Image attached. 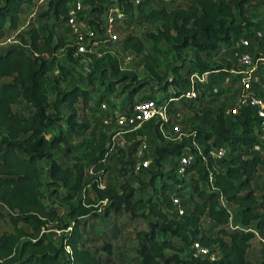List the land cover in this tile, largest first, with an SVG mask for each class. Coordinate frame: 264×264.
<instances>
[{
	"label": "trees",
	"instance_id": "obj_1",
	"mask_svg": "<svg viewBox=\"0 0 264 264\" xmlns=\"http://www.w3.org/2000/svg\"><path fill=\"white\" fill-rule=\"evenodd\" d=\"M33 1H0V38L7 30L17 29L24 6ZM70 1L46 0L38 13L44 20L42 32L30 27L28 36L21 32L17 41L0 48V219L8 218L12 224L11 230L0 233V264H118L112 257L111 234L105 237L106 232L96 231L94 225L111 212L121 211L129 220L145 223L136 231L140 264H264V179L260 194L253 185L258 166L264 161V142L251 108L225 113L229 93L238 91L233 42L244 30L251 34L250 26L261 25L251 22L244 12L247 4L264 6V0H185L172 5L165 0H80L91 14L89 23L100 32L110 7L126 17L136 11L141 20L153 24L155 29L144 37L125 35L120 41L122 47L140 54L145 50V41L149 42L148 49L156 55L154 61H146L150 79L163 89H173L163 99L167 112L190 109L203 123L194 126L193 132L174 146H155L157 168L148 185L143 186L127 180L118 185L100 183L111 133L93 122L87 111L107 116L111 110L101 109V96H94L93 88L72 84L58 91L52 100L48 97L47 73L57 67L62 78L69 76V68L55 54L61 44L66 45L61 38L55 42V27L65 24ZM237 14L241 20H237ZM261 33H253L258 44L252 71L257 79L252 89L264 99ZM67 47L72 53L74 46ZM187 47L194 48L193 56ZM91 55L93 72L110 77L109 91L122 83L127 102L119 109L129 107L136 92L149 80L139 79L134 71L123 68L113 51ZM165 61L171 74L155 67ZM194 69L208 70L209 81L194 84V94L185 95L179 107L174 100L192 87L189 75ZM144 98L150 97L144 94L140 99ZM21 99L32 108L27 114L13 108ZM52 124L60 127L53 134L49 132ZM163 126L174 125L169 118ZM155 130L164 140L158 123ZM140 133L139 128L123 131L128 140ZM74 136L80 139L73 141ZM193 141L204 151L220 144H228V150L220 158L208 155L203 159L195 153L183 175L177 173L176 162L164 168L167 157L175 158L186 149L195 152ZM256 142H261L262 150L253 147ZM43 160L47 162L46 182L41 178ZM87 172L91 177L85 180ZM44 185L68 203L67 214H59L55 204L46 202ZM59 187L64 188L63 194ZM184 190H188L187 196ZM173 195L181 199L180 214ZM223 200L237 205L234 228H228L230 208ZM103 202L108 205L102 213L96 212ZM203 216L219 226L216 233L202 226ZM54 227L62 230L57 238L52 237ZM254 230L263 238L258 262L247 254ZM100 239L101 244H96ZM195 240L217 250L219 256L211 260L191 255Z\"/></svg>",
	"mask_w": 264,
	"mask_h": 264
},
{
	"label": "rangeland",
	"instance_id": "obj_2",
	"mask_svg": "<svg viewBox=\"0 0 264 264\" xmlns=\"http://www.w3.org/2000/svg\"><path fill=\"white\" fill-rule=\"evenodd\" d=\"M1 1V0H0ZM168 5H172L178 2H185V0H165ZM46 0H34L31 5L24 6L23 11L20 14L21 21L15 30H7L6 33L0 38V48H4L7 45L15 42L19 39V34L21 32L24 33L25 36L29 35V28L35 27L40 32H42L43 28V19L38 17V13L41 9L44 8ZM83 15L87 16L89 19L91 14L89 9L86 8L83 10ZM244 15L251 22H261V25L256 27L254 25L250 26L249 32L251 34H246V30H244L241 35H244L249 44L246 46V49L249 50V53L254 57V53L257 47V41L254 39L253 33L257 30L260 32H264V6L258 5L256 3H249L246 5V9ZM105 16V15H104ZM237 20H241V16L237 14ZM104 24L106 23V19L104 17ZM95 28L94 26H92ZM155 26L153 24H149L146 21L141 20L139 16H137V12L135 11L132 16L119 17L116 19L115 24L113 26V32L118 36L117 40H102L96 46V49L100 52L113 50L121 61V66L125 69L132 70L137 74V78L149 80V83L144 87L140 88L136 94L134 95V100L140 99L144 94L149 95L150 98H155L159 100L165 99L166 95H170L172 92V87L169 86L167 89H163L164 87L159 86L156 81L150 79V72L146 67V61L152 62L155 60V53L151 52L148 48L150 46L149 42L145 41V50L140 54H135L132 50L124 49L121 45V39L127 35L128 33H135L141 37H144L145 33L149 30H154ZM56 30V40L59 41L60 38L63 40L65 44H61L60 47L56 50L55 54L57 59L64 63L69 68V76L67 79H64L60 76L59 69L55 67L52 71L47 73V90L49 99H53L58 91L65 90L70 87L72 84H76L83 87L93 88L94 96L97 98L101 96V109L106 112V110H111L110 115L107 116H99L92 115L90 111H87L88 116L97 124L103 126L108 130L109 133L112 132L118 127L113 119V111L115 109H119L122 104L127 102L126 99V91L123 92L122 83H117L115 85V89L109 91L107 89V82L110 77H102L99 74H95L93 72V65L81 62L80 58L73 55L72 53H68L67 45L72 44L73 36L70 33L69 27L66 25L60 26L57 25L55 27ZM96 30V29H95ZM97 37L103 39L107 36V32L96 30ZM108 38V37H107ZM187 51L190 56L194 55V48L187 47ZM161 57H159L160 59ZM169 58V62H170ZM166 61L162 62L160 66L156 65L155 67L161 72H165L167 74H171L170 69L166 65ZM238 76V75H237ZM7 78H3L5 80ZM238 91L234 90L229 93L228 99L226 100V104L230 106L235 101V96L238 94L240 89V76H238L237 82ZM184 94L180 93L175 98L176 104L180 107V103L184 100ZM64 110H67L65 104H62ZM14 110L27 114L32 108L24 101L19 100L18 102L13 104ZM81 111V110H79ZM168 116L172 122V125L177 126L179 128L178 134H172L169 132L171 127L167 128V136H164V140H162L156 130L155 125L158 123V119L152 118L148 121H145L138 128L141 133L137 135L133 140H128L125 138V145L120 146L119 144H115V147L106 155L105 157V169H103L102 175L100 176V183L102 185H118L123 180L129 181L131 184L135 186H143L148 185L149 177L154 169L157 168L156 160H155V146L160 145H168L174 146L178 143V141L184 137L187 138L193 132V127L196 125H202L203 123L198 121L192 110L190 109H180L178 112L168 113ZM113 119V120H112ZM113 121V122H112ZM63 124V128H64ZM206 130L209 127L204 126ZM58 124H52L49 128L50 133H56L59 130ZM3 135V130H0V136ZM79 136L72 137L73 141L79 140ZM115 139H118L116 137ZM136 142L135 146H131ZM228 144H226L227 146ZM142 147V154H137V147ZM228 148V146H227ZM264 154V153H263ZM150 159V162L147 166L143 165V160ZM179 157H167L164 160V168H168L173 162L178 163ZM70 163V162H69ZM138 164H140L138 166ZM41 168V178L44 182H46L48 178L47 174V162L40 161ZM100 174V173H98ZM91 177V173H85V180H88ZM264 179V161L261 165L258 166L255 179L253 181L255 191L260 194L262 182ZM159 179L155 180V183L158 184ZM43 190L45 192V200L48 204H55L58 207L59 214H67L69 205L67 202L62 201L59 197L51 191V187L43 186ZM61 194L64 193V188L59 187ZM89 193L93 195V191L90 190ZM188 190H184V195L187 196ZM231 212L234 214L233 219L235 217L237 205L232 202H226ZM96 205V203H95ZM108 204L102 203L97 205L96 212L102 213L104 208ZM89 217V216H88ZM101 219V218H99ZM202 226L205 229H210L212 233H216L219 226H217L209 217L203 216L202 218ZM95 230L98 231L102 229L105 231V237H108L111 234L112 240V257L118 264H140V257L136 252V245L138 243V239L136 237V231L138 229L144 228L145 223L139 221L138 219L129 220L128 215L125 211L121 212H111L107 217H104L102 220H96V224L94 225ZM228 228H232L230 223H228ZM12 224L8 218L0 219V233L4 230H11ZM52 237L57 238L59 233L62 231L54 227ZM115 234L113 235V233ZM263 238L261 236H254L251 240V245L248 249V257L253 259L255 262L260 260V246ZM96 244H101V239L96 241ZM184 256V253L181 254Z\"/></svg>",
	"mask_w": 264,
	"mask_h": 264
},
{
	"label": "built area",
	"instance_id": "obj_3",
	"mask_svg": "<svg viewBox=\"0 0 264 264\" xmlns=\"http://www.w3.org/2000/svg\"><path fill=\"white\" fill-rule=\"evenodd\" d=\"M86 8L87 6H85L80 0H72L68 2L66 25L69 27L70 33L73 36L72 45L74 48L72 50V54L80 58L81 62L92 64L93 57L91 54L100 56L102 53H104L96 49V46L101 43L102 40L118 39V36L113 32L112 29L116 19L119 17H124V14L119 12L115 7L109 8L106 15V23H102L100 25L102 31L107 32V36L101 39L97 37L96 30L92 27V24L89 23L87 16L83 15L82 13ZM256 33L258 35L262 34L259 30H257ZM248 44L249 41L244 35L235 38L233 42L234 58L238 66V69H234L233 72L240 76V89L234 103L226 108L225 113L229 114L237 112L241 107L251 108L254 115L258 119L260 140L264 142V99L256 94L252 89V83L257 79V77L252 73L256 63L253 56L246 49H244ZM189 79L192 87L182 93L186 96L194 94V84L209 81V71L194 69L191 71ZM155 117L158 119L157 122L162 134L167 136L168 131L167 128L163 126V122L167 121L169 116L166 103L163 100L155 98L137 99L133 101L127 108L115 109L113 111V119L118 127L110 135V142L108 149L105 152V157L115 147V144H119L120 146L125 145L126 141L123 134L124 130L136 129L145 121ZM178 130L179 128L177 126H173L171 129H169V132L172 134H178ZM116 137H118V139H115ZM192 144L196 149L195 152L186 149L178 156L179 160L176 171L179 175H183L185 173V168L191 163L195 153L201 155L203 159H206L208 155L212 156L213 158H220L226 155L228 150L227 146L224 144L212 145L206 151H204L197 142L193 141ZM253 147L259 150L263 149L261 142L254 143ZM136 151L138 155H141L142 147H137ZM149 162L150 159H146L143 160L142 164L147 166ZM139 165L140 164H138V166ZM209 180H212L211 175H209ZM172 201L176 205L178 213H182L183 207L181 205L180 197L173 195ZM223 203L226 204V201L223 200ZM233 216L234 214L230 210L229 223L231 227L234 228L237 226V222L235 217L233 219ZM248 229L251 228L249 227ZM254 232L256 236L260 237L256 230H254ZM66 249L69 251L68 245H66ZM189 252L193 256L209 258L211 260L219 256L217 250L211 248L208 245L201 244L197 240L193 242Z\"/></svg>",
	"mask_w": 264,
	"mask_h": 264
}]
</instances>
